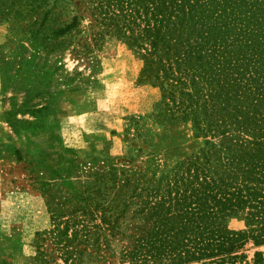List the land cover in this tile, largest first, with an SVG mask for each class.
<instances>
[{"label": "rangeland", "instance_id": "1", "mask_svg": "<svg viewBox=\"0 0 264 264\" xmlns=\"http://www.w3.org/2000/svg\"><path fill=\"white\" fill-rule=\"evenodd\" d=\"M90 1L49 0L43 12L32 13L25 0H0V260L6 264H36V234L53 231V212L62 207L63 222L68 212L80 220L88 207H99L121 216L120 230L132 234L147 194L166 189L205 145L191 117L181 119L158 86L140 82L139 52L94 24ZM74 18L77 26L62 34ZM228 226L245 229L239 219ZM256 253L264 255V246L250 243L243 254L251 263Z\"/></svg>", "mask_w": 264, "mask_h": 264}, {"label": "trees", "instance_id": "2", "mask_svg": "<svg viewBox=\"0 0 264 264\" xmlns=\"http://www.w3.org/2000/svg\"><path fill=\"white\" fill-rule=\"evenodd\" d=\"M48 4L25 0L24 6L36 13ZM89 4L96 26L139 52L140 82L158 86L181 119L191 117L205 145L166 189L147 194L132 234L120 230L121 216L99 207H88L80 220L68 212L63 222L62 207L53 212V231L36 234L34 262L264 264L261 253L251 263L243 254L250 243L264 246V0ZM77 24L74 18L61 33ZM231 219L245 229H230Z\"/></svg>", "mask_w": 264, "mask_h": 264}]
</instances>
